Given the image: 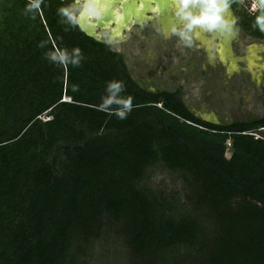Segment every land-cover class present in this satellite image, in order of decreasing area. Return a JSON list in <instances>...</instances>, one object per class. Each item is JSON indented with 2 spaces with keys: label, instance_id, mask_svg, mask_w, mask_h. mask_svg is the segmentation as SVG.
Instances as JSON below:
<instances>
[{
  "label": "trees",
  "instance_id": "1",
  "mask_svg": "<svg viewBox=\"0 0 264 264\" xmlns=\"http://www.w3.org/2000/svg\"><path fill=\"white\" fill-rule=\"evenodd\" d=\"M27 3L0 0V264H89L110 231L128 264H264V140L239 133L260 124L196 118L181 90L141 87L64 22V0ZM262 11L245 24L259 28ZM77 48L78 66L48 58ZM112 80L133 98L125 119L100 108ZM158 163L182 173L184 198L144 184Z\"/></svg>",
  "mask_w": 264,
  "mask_h": 264
},
{
  "label": "flooded vegetation",
  "instance_id": "2",
  "mask_svg": "<svg viewBox=\"0 0 264 264\" xmlns=\"http://www.w3.org/2000/svg\"><path fill=\"white\" fill-rule=\"evenodd\" d=\"M98 4L103 13L98 20H90L87 13L80 20L93 26L97 40L122 57L128 73L141 87L185 94L187 76V83L204 76L205 100L209 109H220L219 126L240 122L264 126V32L245 24L249 14L239 11L234 0L230 7L235 14V34L232 53L225 57L219 52L223 36L214 35L222 29L209 33L197 27L191 45L174 33V28H183L185 23L176 15V0H107ZM206 48L213 52L219 70H211L205 61Z\"/></svg>",
  "mask_w": 264,
  "mask_h": 264
},
{
  "label": "clouds",
  "instance_id": "3",
  "mask_svg": "<svg viewBox=\"0 0 264 264\" xmlns=\"http://www.w3.org/2000/svg\"><path fill=\"white\" fill-rule=\"evenodd\" d=\"M232 0H176L178 5L176 15L184 21L183 28H174L176 35L181 37V40L191 45L194 30L199 27L209 33L215 32L217 29L228 27L229 21L226 19V12L230 7ZM43 0H28L25 5V13H37L41 10ZM264 8V0H253L252 11L257 8ZM198 8L196 12L193 9ZM58 15L62 17L64 22L70 25L80 23V17L87 13L90 20H98L103 14L97 0H73L72 4L61 6L57 9ZM256 26L264 32V11L256 17ZM75 55L69 57L66 51L50 52L48 58L61 65L67 64L69 61L78 66L80 63V50H73ZM124 84L122 81L112 80L107 83L106 92L108 95L103 99L100 108L109 111L110 106L115 104L118 107L112 111L120 119H125L127 114L133 108V98L131 96L123 97L120 94L124 92Z\"/></svg>",
  "mask_w": 264,
  "mask_h": 264
},
{
  "label": "rangeland",
  "instance_id": "4",
  "mask_svg": "<svg viewBox=\"0 0 264 264\" xmlns=\"http://www.w3.org/2000/svg\"><path fill=\"white\" fill-rule=\"evenodd\" d=\"M166 1V0H164ZM237 9L239 11H245L247 14H253L259 9L252 11L253 0H236ZM207 54L205 61L209 65L211 70H219L213 52L206 48ZM219 73V71H217ZM188 76L186 77L185 86ZM183 86V85H182ZM187 88L185 89V92ZM207 105V104H206ZM258 111L257 109H254ZM44 119L50 118L47 115H43ZM144 184L157 191L158 193L167 194L168 199L173 197L184 198L185 189L182 173L179 171H171L167 169L162 163H158L149 169L148 176L144 180ZM130 262V254L128 246L123 236H119L110 231L108 234H104L103 237L98 240L95 251L90 258L89 264H128Z\"/></svg>",
  "mask_w": 264,
  "mask_h": 264
},
{
  "label": "crops",
  "instance_id": "5",
  "mask_svg": "<svg viewBox=\"0 0 264 264\" xmlns=\"http://www.w3.org/2000/svg\"><path fill=\"white\" fill-rule=\"evenodd\" d=\"M206 79L204 76H199L195 80L187 84V91L182 94L183 101L185 102L189 111L198 119L207 123L218 125L220 122V116L218 115L220 109L213 107L209 109V105L206 102V91H205ZM207 104V105H206Z\"/></svg>",
  "mask_w": 264,
  "mask_h": 264
},
{
  "label": "water",
  "instance_id": "6",
  "mask_svg": "<svg viewBox=\"0 0 264 264\" xmlns=\"http://www.w3.org/2000/svg\"><path fill=\"white\" fill-rule=\"evenodd\" d=\"M227 20L229 21L228 27L224 28L220 31H218L215 36L222 35L223 38L221 41H223V44L221 45V50L219 52L221 53L222 57H225L226 55H229L232 53V38L235 34L234 25H235V14L231 7L227 10ZM80 25L83 31H85L89 36L98 39V34L95 32V29L93 26H90L87 24L85 20H80ZM66 100H70L69 97H65Z\"/></svg>",
  "mask_w": 264,
  "mask_h": 264
},
{
  "label": "built area",
  "instance_id": "7",
  "mask_svg": "<svg viewBox=\"0 0 264 264\" xmlns=\"http://www.w3.org/2000/svg\"><path fill=\"white\" fill-rule=\"evenodd\" d=\"M187 122H189L191 124H194V125H197L200 128L208 129V130L213 131V132H219V130H217V129L208 128V127H206L204 125H199V124L194 123L193 121H190V120H187ZM263 131H264V126L247 129V130L241 131L239 133L246 134V135H250V136L254 137L255 139H262V140H264V132ZM228 133L229 134H232L233 132L230 131ZM231 146H232V138L230 137L227 140V150H226V157L227 158H230L231 155H232Z\"/></svg>",
  "mask_w": 264,
  "mask_h": 264
},
{
  "label": "snow or ice",
  "instance_id": "8",
  "mask_svg": "<svg viewBox=\"0 0 264 264\" xmlns=\"http://www.w3.org/2000/svg\"><path fill=\"white\" fill-rule=\"evenodd\" d=\"M98 3H100L101 5H103L104 3L107 2V0H97Z\"/></svg>",
  "mask_w": 264,
  "mask_h": 264
}]
</instances>
